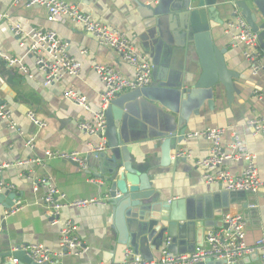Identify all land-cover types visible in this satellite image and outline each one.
Masks as SVG:
<instances>
[{"label": "crops", "instance_id": "crops-1", "mask_svg": "<svg viewBox=\"0 0 264 264\" xmlns=\"http://www.w3.org/2000/svg\"><path fill=\"white\" fill-rule=\"evenodd\" d=\"M65 1L77 4L102 24L126 33L139 54L147 56L153 64L157 60L158 72L153 77H157L158 83L159 78L168 77L175 83L185 81V86L191 87L202 74L195 48L182 35L175 32L177 42L171 39L172 50L164 44L157 46L158 37L152 31L156 27L155 20L140 5L156 6L159 0ZM235 5L230 3L228 7L219 9L223 24L213 30V39L219 49L227 51L225 60L228 69L235 75L233 83L236 91L232 100H229L223 90L222 94L217 95L213 110L205 103L198 116L191 115L185 130L188 134L206 128H235L249 151L256 155L259 176L264 179V138L254 136L245 125L254 115L264 117V77L252 76L241 51L232 48L230 39L224 33V26L230 19L237 15L243 16ZM0 14L10 16V21L0 26V101H3L0 104L10 108L15 125L13 128L9 122L0 121V165H9L0 171V190L9 188L20 201L14 213L0 203V256H3L0 264H13L15 249L20 246L42 244L57 251L61 224L66 221L75 223L78 235L88 250L78 257L63 258L59 263L106 264L113 257L119 231H127L126 223L115 216L111 203L84 210L65 208L60 214V223L53 224L46 214L44 198L52 188H57L69 200L110 197L105 181L110 172V162L91 154L90 150L99 144V139L89 137L79 128L80 123L90 119V114L67 101L64 93L69 89L78 91L87 97L92 109L98 111L101 109L100 95L104 85L93 70L94 65L114 67L128 78H133L135 72L116 53L101 46L80 27L68 22L48 23L44 7H15L13 0H0ZM15 25H19L27 34L35 29L57 31L68 45L69 54L82 64L79 77L66 76L53 86H43L44 75L38 72L33 57L21 48L19 39L14 36L12 30ZM172 27L179 31L178 23L173 22ZM157 47L160 50L156 51ZM6 57L22 60L33 78L11 67ZM167 70L169 74L166 76ZM154 78L152 84H155ZM135 91L123 93L115 99L124 108V118L118 133L127 141L130 165L134 168L132 172L146 178L159 201L177 207L178 211L198 209L200 219L204 220L197 222L206 224L200 237L204 245L207 233H220L226 228L225 216L238 214V210H232V205L229 207L223 188L205 183L202 168L193 161L174 160L172 155L185 150L192 153L194 160L205 158L210 153V145L203 139H185L176 143L168 160L165 157L168 145L164 135L173 131L169 137L179 136V116L163 109L159 103L130 96ZM29 111L36 113L46 123V127L39 129L35 126L27 116ZM31 139H34L33 148L27 145ZM230 140L227 135L223 142L227 144ZM47 151L79 152L87 159L88 169L83 170L76 163L49 159L45 154ZM114 154L108 150L107 158ZM118 154L121 160L122 155ZM37 159L41 163L19 165ZM225 167L232 174L240 175L245 163L228 162ZM251 200L257 203V209L250 211L248 208L243 212L247 215V218L244 217L246 243L253 247L264 238V191L252 196ZM182 232L181 236L185 238L181 239L179 245L183 249L181 253L187 254L198 246L190 244L187 250L186 247L182 248L187 235L185 229ZM177 249H173L174 253L181 254ZM154 255L158 259L161 251L154 252ZM240 264H260V252L245 256Z\"/></svg>", "mask_w": 264, "mask_h": 264}, {"label": "built area", "instance_id": "built-area-1", "mask_svg": "<svg viewBox=\"0 0 264 264\" xmlns=\"http://www.w3.org/2000/svg\"><path fill=\"white\" fill-rule=\"evenodd\" d=\"M15 7L22 6L31 8L35 6L44 7L47 10V22L72 23L80 27L85 33L91 35L101 46L116 53L120 59L133 68L135 75L128 78L114 67L94 65L93 70L104 85V91L100 95L101 109H92L87 97L74 89L64 93V98L82 107L90 114V119L80 123L79 128L89 137L99 139V144L93 146L91 154L104 153L108 149L106 137V111L111 103L121 94L132 92L148 87L153 82L154 64L147 56L139 54L133 41L126 33L109 25H104L93 17L92 14L84 12L74 3L65 0H13ZM10 21L8 14H0V26ZM14 36L20 41L21 48L33 57L34 65L38 72L44 75L43 86L49 87L59 83L66 76L79 77L82 64L73 58L68 51V45L61 39L58 32L53 29H35L27 34L19 25L13 27ZM224 33L230 39L232 48L241 51L243 59L249 64L252 76L264 77V50L260 46L258 36L249 26L247 20L237 15L230 19L224 26ZM0 57L2 54L0 53ZM5 60L11 67L32 79L33 75L22 60L6 57ZM28 118L39 129L46 127L33 111L28 112ZM0 121H7L11 127H15L12 121V112L5 104H0ZM246 127L250 128L256 137L264 138V117L252 116L246 121ZM229 135L230 142L225 144L224 138ZM185 139H203L210 145L209 155L205 158L194 160L190 151H176L172 158L174 160L193 161L197 167L203 169L205 183L223 188L226 192H244L256 195L264 191V179L259 176L257 168V157L251 153L243 141L242 136L233 127L206 128L185 134ZM34 139L28 142L33 148ZM49 159L63 160L76 163L83 170L88 169V161L79 152H53L47 151ZM30 162L41 163L40 160L25 161L19 165ZM244 162L245 168L240 175L232 174L226 167V163ZM9 165H0V171ZM109 198H91L69 200L57 188L50 189L44 198L47 216L53 224H59L60 214L65 208L84 210L96 206H105ZM18 204V203H17ZM13 210L11 213H14ZM226 228L220 233L209 231L206 242L202 247H197L187 254H173L169 251L171 240L168 238L161 250L158 259L151 262L143 261L141 256H136L133 261L126 264H202L207 261H222L224 264H240V261L255 251L260 252V264H264V238L259 240L255 246L246 243V222L243 216L228 214L225 216ZM2 229H0L1 234ZM59 248L57 251L42 244L23 247V251L36 264H60L59 261L69 256L78 257L87 252L82 240L78 235V228L73 221L61 224L59 231ZM18 249H15V252ZM133 254L128 252V256ZM13 264H19V260L12 258Z\"/></svg>", "mask_w": 264, "mask_h": 264}, {"label": "water", "instance_id": "water-1", "mask_svg": "<svg viewBox=\"0 0 264 264\" xmlns=\"http://www.w3.org/2000/svg\"><path fill=\"white\" fill-rule=\"evenodd\" d=\"M230 3H236L235 7L242 11L243 17L247 20L252 31L257 34L260 46L264 50V0H159L156 6L140 5L149 12L150 18L155 20L156 27L152 31L158 37L157 46L164 44L170 46L169 48L172 50L171 39H177L176 32L186 40L188 39V44L195 48L202 67V74L191 87H186L185 81L175 83L168 77L159 78L158 83L156 77L154 78L155 84L130 94L132 97H142L148 101L159 103L163 109L179 116V136L177 138H175L177 135L169 137L173 131L164 135L168 145L165 157L167 156L168 160L171 159V150L175 149L176 143L185 140V126L191 115L198 116L205 103L213 110L215 99L217 95L222 94L223 90L229 100H232L236 91L233 83L235 75L228 69L225 60L227 51L219 49L213 39V30L223 24L219 9L228 7ZM173 22L178 23L179 31L173 30ZM176 46L179 47L177 44ZM155 50H160V48L157 47ZM158 65L156 60L154 75L158 72ZM167 66L168 63L166 68ZM168 74L169 70H167L166 76ZM2 102L0 101V103ZM122 107L120 102L115 100L108 107L106 111L108 149L104 153L95 155L110 162V172L105 179L109 187L108 202L113 206L115 216L120 220L122 218L126 223L127 229L125 233L119 231L113 257L106 264H126L127 261H133L138 255L143 261L151 262L155 259L154 252L161 251L168 238L171 240L169 251L175 254L173 249H177V246L182 242L181 239L185 238V236H181L183 229L187 235L182 248L186 247L187 250V245L190 244L202 247L203 241L201 242L200 237L202 232L204 233L206 224L201 221L197 222V220H204V218L200 219L201 215L198 209L178 211L177 207L159 201L156 192L146 178L133 174L134 168L130 165L127 141L122 139L118 133L124 118V108ZM108 150L116 154L107 158ZM117 151L122 155L121 160L118 159ZM224 196L226 201L228 199L229 207L232 205L231 209L234 211L237 209L238 215L243 218H247L243 212L244 209L249 208L250 211L257 209V203H253L251 200V197L255 196L253 194L226 192ZM18 202H20L18 196L9 188L4 187L0 190V203L6 209L16 210ZM197 237L198 242L196 243ZM23 247H17L18 251L14 253V258L18 259L21 264H36L23 251ZM177 250L180 253L183 252L181 245ZM129 251L133 252L131 256H128ZM2 258L3 256H0V263ZM202 264L224 263L222 261H207Z\"/></svg>", "mask_w": 264, "mask_h": 264}]
</instances>
